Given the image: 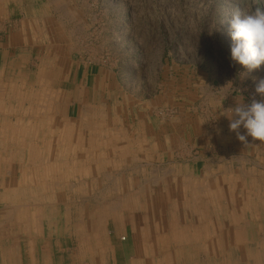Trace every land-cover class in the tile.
<instances>
[{"label": "rangeland", "instance_id": "374dc122", "mask_svg": "<svg viewBox=\"0 0 264 264\" xmlns=\"http://www.w3.org/2000/svg\"><path fill=\"white\" fill-rule=\"evenodd\" d=\"M23 1L47 13L53 31L61 24L77 36V58L111 71L118 85L115 106L103 90L93 116L66 121L46 80L57 62L37 52L30 88L4 91L5 262L30 264L35 252L32 264H155L154 254L159 264H199L215 247L223 259L207 264H264V142L239 141L226 112L250 102L253 77L264 78V64L243 78L231 60L229 22L235 8L264 12V0ZM180 122L167 144L147 138L157 126L142 129L167 124L172 137ZM81 123L89 129L76 130ZM168 236L191 239V248L178 241L173 250L183 254L162 259Z\"/></svg>", "mask_w": 264, "mask_h": 264}, {"label": "crops", "instance_id": "0c3cea01", "mask_svg": "<svg viewBox=\"0 0 264 264\" xmlns=\"http://www.w3.org/2000/svg\"><path fill=\"white\" fill-rule=\"evenodd\" d=\"M49 22L52 23V18L47 13L44 11L37 13L33 6L26 5L23 0H0L1 104L4 105V91L11 89L14 92L30 88L29 84L32 83L29 77L30 68L35 65L34 58L38 52L41 57L53 58L57 62V69L50 71L46 80L49 79L47 81L50 83V90L58 92L55 94L58 97V109L56 110H60L64 120H79L85 115L93 116L98 110L99 101L102 98L100 91L103 90H107L108 96L111 98L110 106H115V93L118 85L116 76L97 64L91 65L83 59L77 58V55L80 54L82 41H79L77 36L68 35L67 29L63 28L61 24L59 31H53L52 24ZM51 52L54 53L51 54ZM34 81L35 78H33ZM110 106L108 110H111ZM180 111L181 115L197 113L195 110ZM211 111H216L217 114L222 113V110ZM142 114L147 118L149 110H143ZM182 124L180 122V124L171 125L174 127L172 129L176 130V135L172 137L167 132L169 130L167 124L143 123L142 129L145 131L154 130L152 127L157 126L155 128L158 131L157 134L154 136L146 133L147 138L156 140L160 144H167L168 141L170 142V138L178 139V132L183 129ZM80 125L81 127H76V130L82 131L85 126L89 129V125L82 123ZM6 254L7 252L0 249V264H7L4 258ZM28 257L30 264L36 262L35 252ZM19 259L16 257L17 264H19ZM115 259L114 252L113 260L115 261Z\"/></svg>", "mask_w": 264, "mask_h": 264}, {"label": "clouds", "instance_id": "9594fccd", "mask_svg": "<svg viewBox=\"0 0 264 264\" xmlns=\"http://www.w3.org/2000/svg\"><path fill=\"white\" fill-rule=\"evenodd\" d=\"M229 35L233 41L231 60L241 66L243 78L264 64V12L259 9L255 13L242 12L235 8L230 20ZM255 82V92L250 102L237 103L228 109L229 130L236 133L237 139L248 144V138L264 142V78ZM260 99H257L256 96ZM241 127L246 131L242 134Z\"/></svg>", "mask_w": 264, "mask_h": 264}, {"label": "bare ground", "instance_id": "6f19581e", "mask_svg": "<svg viewBox=\"0 0 264 264\" xmlns=\"http://www.w3.org/2000/svg\"><path fill=\"white\" fill-rule=\"evenodd\" d=\"M64 11V10H63ZM32 109V108H31ZM41 113V112H40ZM58 117V116H57ZM49 149V148H48ZM83 180V179H82ZM44 181V180H43ZM144 194V193H143ZM162 194V193H161ZM145 197V196H144ZM198 197V196H197ZM159 198V197H158ZM202 198V197H201ZM181 199V198H180ZM154 200V199H153ZM194 200V199H193ZM70 201V200H69ZM71 202V201H70ZM160 204V203H159ZM64 205V204H63ZM70 205V204H69ZM110 205V204H109ZM111 205H113V204H111ZM9 206V205H8ZM111 207V206H110ZM65 208H66V206H65ZM78 208V207H77ZM116 208V207H115ZM68 209V208H67ZM112 210H114V209H112ZM183 210V209H182ZM1 212V211H0ZM128 212V211H127ZM131 213V212H130ZM146 213V212H145ZM144 213V214H145ZM69 216V215H68ZM258 218V217H257ZM159 219V218H158ZM130 220V219H129ZM132 220V219H131ZM80 221V220H79ZM151 221V220H150ZM195 221V220H194ZM66 222H67V220H66ZM134 222V221H133ZM19 223V222H18ZM77 223H78V221H77ZM147 223H148V221H147ZM145 224V223H144ZM137 225V224H136ZM160 227V226H159ZM80 228V227H79ZM168 228H169V230L171 231V230H173L174 228H175V226H171V225H169L168 226ZM78 230V229H77ZM63 232V231H62ZM78 232H79V230H78ZM152 232V231H151ZM173 232V231H172ZM160 233V232H159ZM152 237V236H151ZM157 237V236H156ZM155 237V241H158V237L156 238ZM179 237V236H178ZM177 236L175 237V236H168V239H167V237H165V239H161L162 240V242H164L165 244H166V241H167V243H168V247L167 246H165V244L163 245V247L162 248H160V249H158V254H160L161 256H162V259H166V258H168L169 256H170V253H172L173 251L174 252H176V253H178V255H181V254H183V251H180V249H178V248H176L177 250H173L174 248L173 247H176L175 245H177L178 246V244H179V242H183V243H181L182 245H183V247H184V249H187V248H191V242H192V240L191 239H189V240H185V239H181V238H178ZM194 237V236H193ZM45 238H47V237H45ZM154 238V237H153ZM194 238H196V237H194ZM207 238H209V236H207V237H205V239L207 240ZM70 239V238H69ZM204 239V238H203ZM168 240L170 241V242H168ZM45 241V240H44ZM179 241V242H178ZM193 241H196V240H193ZM205 241V240H204ZM211 241V243L212 242H215V240H213V239H211L210 240ZM46 242V241H45ZM159 242V241H158ZM176 242V243H175ZM218 242V241H217ZM256 242V241H255ZM173 243L175 244V245H173ZM210 243V242H209ZM216 243V242H215ZM171 244V245H170ZM194 244H195V242H194ZM235 244H237V243H235ZM254 246V245H253ZM195 247H196V249H197V246H196V244H195ZM256 247V243H255V246H254V248ZM169 248V249H168ZM257 249V248H256ZM49 250V249H48ZM193 250V249H192ZM201 250H203V249H201ZM204 251V250H203ZM193 253H195V252H193ZM199 252H196L195 254H198ZM204 255H205V261H203V262H199V264H207V262L206 261H209V262H211V259L212 258H214V257H218V256H221V257H219V258H221V259H223L222 258V255L224 256V252H222V248H219V250H217L216 251V248L215 247H212L211 248V250H206V251H204ZM194 254V255H195ZM152 257L153 258H157L156 259V261H154L153 262V260H151V263H155V264H159V262H158V257L154 254V255H152ZM182 257V256H181ZM152 258V259H153ZM170 258V257H169ZM183 258V257H182ZM192 258V257H191ZM146 259V258H145ZM251 259V258H250ZM169 260V259H168ZM167 260V261H168ZM174 260V259H173ZM200 260V259H199ZM258 261V260H257ZM169 262V261H168ZM171 263V262H170ZM184 263V262H183ZM175 264V263H174ZM210 264V263H209Z\"/></svg>", "mask_w": 264, "mask_h": 264}]
</instances>
